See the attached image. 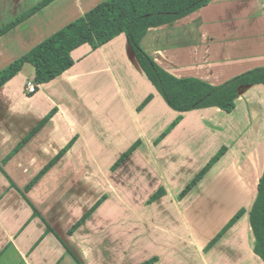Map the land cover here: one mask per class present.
<instances>
[{"label": "crops", "instance_id": "obj_1", "mask_svg": "<svg viewBox=\"0 0 264 264\" xmlns=\"http://www.w3.org/2000/svg\"><path fill=\"white\" fill-rule=\"evenodd\" d=\"M106 1L0 0V72ZM142 48L211 86L264 69V0H213ZM71 56L33 95L29 63L0 89V264H264V85L241 86L231 113H181L125 34Z\"/></svg>", "mask_w": 264, "mask_h": 264}, {"label": "trees", "instance_id": "obj_2", "mask_svg": "<svg viewBox=\"0 0 264 264\" xmlns=\"http://www.w3.org/2000/svg\"><path fill=\"white\" fill-rule=\"evenodd\" d=\"M212 1L108 0L1 71L0 89L27 63L36 70V85L47 84L74 66L71 53L81 45L90 44L93 49H98L125 34L142 70L170 108L181 113L206 108H219L231 113L241 86L264 85V69L254 70L220 86H211L196 79L175 78L142 48V41L150 29L182 20ZM224 153L223 150L214 158L187 191L203 178ZM251 223L257 240L255 251L264 261V174L251 211Z\"/></svg>", "mask_w": 264, "mask_h": 264}, {"label": "built area", "instance_id": "obj_3", "mask_svg": "<svg viewBox=\"0 0 264 264\" xmlns=\"http://www.w3.org/2000/svg\"><path fill=\"white\" fill-rule=\"evenodd\" d=\"M37 85L34 82H29L26 86V93L28 95H33L37 91Z\"/></svg>", "mask_w": 264, "mask_h": 264}]
</instances>
